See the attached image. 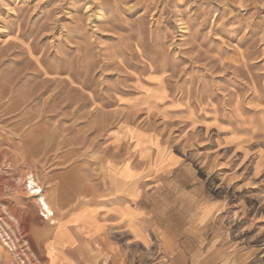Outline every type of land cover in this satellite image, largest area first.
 Masks as SVG:
<instances>
[{
    "label": "rangeland",
    "instance_id": "374dc122",
    "mask_svg": "<svg viewBox=\"0 0 264 264\" xmlns=\"http://www.w3.org/2000/svg\"><path fill=\"white\" fill-rule=\"evenodd\" d=\"M0 153L25 192L12 208L0 187L17 246L0 264L55 263L60 216L29 177L64 213L140 193L161 233L146 248L96 228L95 264H264V0H0Z\"/></svg>",
    "mask_w": 264,
    "mask_h": 264
},
{
    "label": "crops",
    "instance_id": "0c3cea01",
    "mask_svg": "<svg viewBox=\"0 0 264 264\" xmlns=\"http://www.w3.org/2000/svg\"><path fill=\"white\" fill-rule=\"evenodd\" d=\"M2 155L3 154L0 153V158ZM8 171L9 172H6L4 174H0V187H4L5 191L7 193H10L9 189H11V187L8 185H11L14 182H17L16 178L18 177V175L17 174L12 175V173H10L12 171H10V170H8ZM129 176H131V175H129ZM135 177L137 179H134ZM141 177L142 176L140 174H136L135 176H133L134 180H132V182L136 181V185L135 184L133 185L132 183H131V185L128 184L129 182H131V180L130 181L129 180L128 181L122 180V181H123V184H125V185L127 184V190H130L132 188L137 187V183L140 182ZM130 191H129V193H130ZM129 193H128V195H130ZM24 194H25V192H23L21 194L18 192L10 193L8 195L9 198L6 199V202L11 204V206L14 203H15V206L21 205V204H18L17 201L18 200H24V198H25ZM138 195H140V193H131L130 196L132 197V200H130L129 202L125 201V202L112 204V205H106V206H101V205L89 206V207H85V208H81V209H75L74 208V209H71L68 212H66L67 214L62 212L60 210L61 209L60 207L53 206L54 210H56L57 213L59 214L60 220L57 221V223L56 222L53 223L50 221L51 224L56 223L58 225V227H56V229L54 231V235L52 237H46L47 240H50V242L47 243V247L50 248V250L47 251L48 252V255H47L48 259L50 260L52 255H53L56 258L55 263H53V264H95L94 258L97 256L95 253L97 251V248H96L97 246L95 243L97 230L100 231V233L105 236V238L108 240V243L113 244V242H111V240L109 238V236H110L109 230L112 229V227H116L117 225H120V227L123 230H125V233L128 235L129 241H132V243H136V244H142L143 246L148 248L150 236L157 234L156 228L158 229L159 227H157L154 224V221H156L155 217L153 215L148 214L149 210L146 209L147 208L146 205H144L143 202H141L140 200L135 199V196H138ZM30 196L32 197V195H29L28 198H30ZM33 197H35V196H33ZM202 207H204V211L206 214L209 207L207 205H205V206L202 205ZM12 208H13V206H12ZM83 209H87V210L90 209L93 211V213H95L94 214L95 225L91 226V227H93V229L91 227H89V229H88L89 234H88L87 240H89V242H90L88 255L85 253H79V251L74 253V248H73L74 244L78 240V238L79 239L82 238V234L79 233L76 230V228H78L79 223H80L79 219H78V214ZM22 210H24V209H22ZM204 211H203V213H204ZM100 214L106 215L107 217H112L113 219H115L113 221L114 224L109 225L107 223H102L101 219L99 218ZM30 215H31L30 212L26 213V216L24 217V220H22V223L26 224V221H25L26 217L30 216ZM48 218L49 217H47V219ZM34 223L32 222L31 225L33 226ZM38 224H39V222H38ZM200 224H202V223H200ZM96 228H97V230H96ZM158 231H159V233H161L160 229H158ZM27 236H29V232H27ZM110 254H112V253H110ZM79 255L82 259L80 261H76L77 258L79 257ZM123 255L124 254H122V253H118L119 257L117 260V264H127L128 260L125 261L121 258V256L123 257ZM84 256L87 258H85ZM111 259H112V257L110 255L108 261H111ZM101 260H104V258H101L100 261ZM50 264H52V263H50Z\"/></svg>",
    "mask_w": 264,
    "mask_h": 264
},
{
    "label": "bare ground",
    "instance_id": "6f19581e",
    "mask_svg": "<svg viewBox=\"0 0 264 264\" xmlns=\"http://www.w3.org/2000/svg\"><path fill=\"white\" fill-rule=\"evenodd\" d=\"M27 180L30 181V189L28 190L29 195L35 196V200L37 201L39 205L40 212L46 214L47 217H49L52 222L54 221L55 212L53 210L52 205L47 200L44 190L36 183V181L33 179V177H29ZM28 188V187H27ZM15 238V237H14ZM1 246V245H0ZM2 247H6L5 245H2ZM17 247V246H16ZM97 248V247H96ZM7 249V247H6ZM19 249V248H18ZM10 252H16L15 250H9ZM19 253V252H18ZM16 253H14L15 255ZM9 256V255H8ZM22 256V255H21ZM16 257V256H14ZM20 257V256H19ZM17 258V257H16ZM6 259V258H5ZM19 260V261H18ZM14 259L12 264H26V259L23 261V259ZM8 261V260H7ZM22 262V263H21ZM4 263H7L6 261ZM3 263V264H4ZM10 264V263H9Z\"/></svg>",
    "mask_w": 264,
    "mask_h": 264
},
{
    "label": "built area",
    "instance_id": "2783aa9c",
    "mask_svg": "<svg viewBox=\"0 0 264 264\" xmlns=\"http://www.w3.org/2000/svg\"><path fill=\"white\" fill-rule=\"evenodd\" d=\"M0 245H5L8 250H15L16 243L12 239V236L9 234L6 227L3 225L2 218L0 216ZM17 251V249H16ZM19 257V255H18Z\"/></svg>",
    "mask_w": 264,
    "mask_h": 264
}]
</instances>
